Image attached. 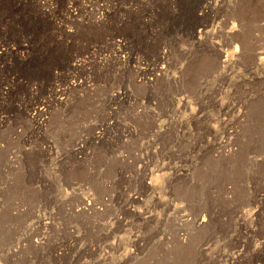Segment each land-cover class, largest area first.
<instances>
[{
	"label": "rangeland",
	"instance_id": "1",
	"mask_svg": "<svg viewBox=\"0 0 264 264\" xmlns=\"http://www.w3.org/2000/svg\"><path fill=\"white\" fill-rule=\"evenodd\" d=\"M262 222L264 0H0V264H262Z\"/></svg>",
	"mask_w": 264,
	"mask_h": 264
},
{
	"label": "bare ground",
	"instance_id": "2",
	"mask_svg": "<svg viewBox=\"0 0 264 264\" xmlns=\"http://www.w3.org/2000/svg\"><path fill=\"white\" fill-rule=\"evenodd\" d=\"M71 1H72V0H71ZM45 8H46V7H45ZM104 10H105L104 7H100V8L98 9V12H101V11L104 12ZM68 14H70V12H68ZM107 14H108V12H104V13L102 14V16H103V15H107ZM69 17H70V16H69ZM71 17L74 18L75 16L72 14ZM75 18H76V17H75ZM68 19H69V18H68ZM71 20H72V19H71ZM98 20H99V19H98ZM74 21H75V19H74ZM68 22H69V21H68ZM95 22H96V20H95ZM98 22H99V21H98ZM101 22H102V21H101ZM96 23H97V22H96ZM61 26H62V25H61ZM64 28H65V27H64ZM64 28H63V29H64ZM200 40H201V39H200ZM117 46H118V45H117ZM212 49H213V47H212ZM209 50H210V49H209ZM213 51H214V50H213ZM116 53H117V52H116ZM118 53H119V52H118ZM219 58H220L219 61H220L222 64H224V63H223V59H224V57L221 56V57H219ZM80 63H81V64H80ZM80 63H79V64H80L79 66L82 67V66L84 65V63H83V62H80ZM218 65L220 66V64H218ZM159 70H160L159 72H162V69H159ZM75 86H76V85H75ZM75 86L72 85V88H74ZM70 87H71V86H70ZM61 92H62V91H61ZM63 92H64V91H63ZM63 94H64V93H63ZM34 110H35V109H34ZM39 111H40V110H39ZM39 111H38V113H37V118L42 116V113H39ZM36 112H37V111H36ZM35 119H36V117H35ZM229 132H230V131H229ZM231 133H232V132H231ZM227 136H228V135H227ZM258 214H259V213H258ZM234 215H235V214H234ZM236 215H237V214H236ZM240 216H241V215H240ZM249 216H251V215H249ZM231 218H233V217H231ZM235 218H236V216H235ZM253 222H254V221H253ZM237 223H238V222H237ZM239 223H240V222H239ZM254 223H255V222H254ZM262 223H263V222H262ZM242 224H243V223H242ZM243 225H244V224H243ZM259 225H261V224H259ZM230 227H231V226H230ZM237 227H238V226H237ZM247 227H248V226H247ZM247 227L245 226V227L243 228V229L245 230V232L248 231V230H251V229H248ZM260 227H261V229H263V231H264V223H263ZM250 228H251V227H250ZM255 229H256V228H255ZM259 229H260V228H259ZM256 231H257V230H256ZM252 236H253V235H252ZM247 237H248V236H247ZM253 238H254V237H253ZM248 242H249V241H248ZM256 242H257V241H256ZM254 243H255V242H254ZM258 244H259V243H258ZM262 244H263V241H262L259 245L262 246ZM250 247H251V246H250ZM206 248H207V247H206ZM206 248H205V249H204V248H200V249L198 248V249H199V252H200V253H202V254L204 253V254H208V255H209L210 253H208V251L206 250ZM256 248H257V247H256ZM261 248H262V247H261ZM212 249H213V248H212ZM238 249H239V248H238ZM209 250H211V249H209ZM214 250H215V249H214ZM220 250H221V249H220ZM220 250H219V252H220ZM260 250H261V249H260ZM238 251H239V250H238ZM251 251H252V250H251ZM212 252H213V251H212ZM212 252H211V253H212ZM251 253H252V252H251ZM255 253H256V252H255ZM261 253H262V252H261ZM204 254H203V255H204ZM216 254H217V252H216ZM235 254H237V253H235ZM244 254H245V253H244ZM257 254H258V253H257ZM211 255H212V254H211ZM214 255H215V254H214ZM218 255H219V253H218ZM220 255H222V254H220ZM233 255H234V254H233ZM205 256H206V255H205ZM215 256H216V255H215ZM215 256H214V257H215ZM222 256H223V255H222ZM234 256H235V255H234ZM234 256H233V257H234ZM240 256H241V254H240V255H237L235 258H233V260H234V259L237 260ZM198 257H199V256H198ZM212 257H213V255H212ZM214 257H213V258H214ZM218 257H219V256H218ZM218 257H216V258H218ZM223 257H224V256H223ZM199 258H200V257H199ZM262 260H263V259H262ZM210 261H211V260H210ZM263 261H264V260H263ZM214 262H215V259H214ZM214 262H213V263H214ZM241 262H242V261H241ZM202 263H203V262H202ZM232 263H233V262H232ZM262 264H264V263H262Z\"/></svg>",
	"mask_w": 264,
	"mask_h": 264
}]
</instances>
